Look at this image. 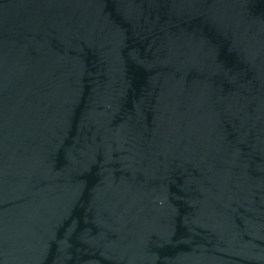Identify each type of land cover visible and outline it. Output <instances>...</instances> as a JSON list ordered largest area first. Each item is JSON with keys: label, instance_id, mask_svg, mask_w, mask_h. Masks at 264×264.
I'll list each match as a JSON object with an SVG mask.
<instances>
[{"label": "water", "instance_id": "1", "mask_svg": "<svg viewBox=\"0 0 264 264\" xmlns=\"http://www.w3.org/2000/svg\"><path fill=\"white\" fill-rule=\"evenodd\" d=\"M0 264H264V0H0Z\"/></svg>", "mask_w": 264, "mask_h": 264}]
</instances>
